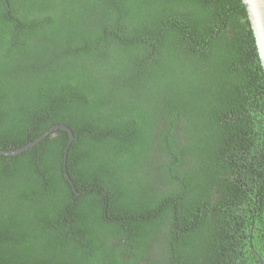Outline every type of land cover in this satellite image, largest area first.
<instances>
[{
    "label": "trees",
    "instance_id": "16d2710c",
    "mask_svg": "<svg viewBox=\"0 0 264 264\" xmlns=\"http://www.w3.org/2000/svg\"><path fill=\"white\" fill-rule=\"evenodd\" d=\"M0 264H264V74L241 0H0ZM75 189V190H74Z\"/></svg>",
    "mask_w": 264,
    "mask_h": 264
},
{
    "label": "water",
    "instance_id": "95a60500",
    "mask_svg": "<svg viewBox=\"0 0 264 264\" xmlns=\"http://www.w3.org/2000/svg\"><path fill=\"white\" fill-rule=\"evenodd\" d=\"M241 3L243 4L246 10V14H247V18H248L250 28L253 34L258 58L260 61L261 68L263 70V74H264V0H241ZM57 129H62L66 131L69 135V141L67 142V145L64 150L62 169L64 171L65 177L69 180L71 186L74 188V185L72 181L70 180V177L67 172V167H66L68 151H69V147L71 146L72 141L74 140V135L72 131L70 130V128H68L65 125H58V126L52 127L50 130H48L45 134H43L36 140L31 141L27 143L26 145H24L23 147H20L18 149L9 150V151L0 149V155L12 156V155H17L24 151H27L28 149L40 143L48 135L52 134Z\"/></svg>",
    "mask_w": 264,
    "mask_h": 264
}]
</instances>
